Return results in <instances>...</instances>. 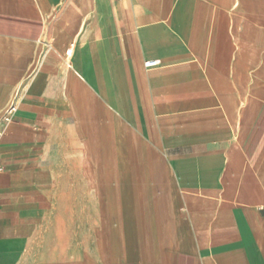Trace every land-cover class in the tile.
Segmentation results:
<instances>
[{
  "label": "crops",
  "instance_id": "crops-1",
  "mask_svg": "<svg viewBox=\"0 0 264 264\" xmlns=\"http://www.w3.org/2000/svg\"><path fill=\"white\" fill-rule=\"evenodd\" d=\"M14 105L0 264H264V0H0Z\"/></svg>",
  "mask_w": 264,
  "mask_h": 264
},
{
  "label": "built area",
  "instance_id": "built-area-1",
  "mask_svg": "<svg viewBox=\"0 0 264 264\" xmlns=\"http://www.w3.org/2000/svg\"><path fill=\"white\" fill-rule=\"evenodd\" d=\"M70 52L71 50H69V53ZM159 64H160V60H157V59L149 60L146 62L147 67H155V66H158ZM17 109H18V106L16 105L12 106L9 112L7 113V115L4 117L3 124L0 127V141L3 138L7 129L9 128L13 120V114L17 111ZM4 171H5V165L0 157V173Z\"/></svg>",
  "mask_w": 264,
  "mask_h": 264
}]
</instances>
